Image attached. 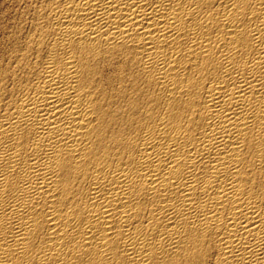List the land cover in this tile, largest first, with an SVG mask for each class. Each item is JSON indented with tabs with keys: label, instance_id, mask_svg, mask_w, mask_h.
<instances>
[{
	"label": "bare ground",
	"instance_id": "obj_1",
	"mask_svg": "<svg viewBox=\"0 0 264 264\" xmlns=\"http://www.w3.org/2000/svg\"><path fill=\"white\" fill-rule=\"evenodd\" d=\"M0 264H264V0H0Z\"/></svg>",
	"mask_w": 264,
	"mask_h": 264
}]
</instances>
